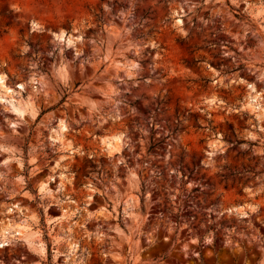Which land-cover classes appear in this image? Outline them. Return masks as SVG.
Listing matches in <instances>:
<instances>
[{
  "label": "rangeland",
  "instance_id": "rangeland-1",
  "mask_svg": "<svg viewBox=\"0 0 264 264\" xmlns=\"http://www.w3.org/2000/svg\"><path fill=\"white\" fill-rule=\"evenodd\" d=\"M0 264H264V0H0Z\"/></svg>",
  "mask_w": 264,
  "mask_h": 264
}]
</instances>
